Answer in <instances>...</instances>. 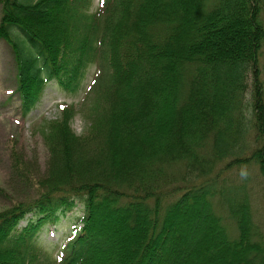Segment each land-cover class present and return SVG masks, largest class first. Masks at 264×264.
<instances>
[{
	"label": "trees",
	"instance_id": "16d2710c",
	"mask_svg": "<svg viewBox=\"0 0 264 264\" xmlns=\"http://www.w3.org/2000/svg\"><path fill=\"white\" fill-rule=\"evenodd\" d=\"M0 5L24 112L93 69L82 106L42 123L44 169L12 153L0 264H264V0Z\"/></svg>",
	"mask_w": 264,
	"mask_h": 264
},
{
	"label": "rangeland",
	"instance_id": "374dc122",
	"mask_svg": "<svg viewBox=\"0 0 264 264\" xmlns=\"http://www.w3.org/2000/svg\"><path fill=\"white\" fill-rule=\"evenodd\" d=\"M98 1L92 0L91 10L97 7ZM262 19L264 20V9ZM92 71V68L86 71L80 89L75 92H67L54 81H49L34 107L24 112L19 94L15 90L13 52L8 43L0 39V187L12 191L10 164L13 151L23 154L28 161L34 162L36 159V170L44 169L48 153L40 133L42 123L44 120L59 118L62 109L66 107L74 106L79 109L82 106L90 88ZM71 127L76 133H84L86 124L82 113L72 118ZM251 172L255 173V170L251 169ZM6 204L5 198L0 196V208ZM80 213L77 205L56 225H46L39 234L41 244L49 250L59 249L68 240L72 218Z\"/></svg>",
	"mask_w": 264,
	"mask_h": 264
}]
</instances>
